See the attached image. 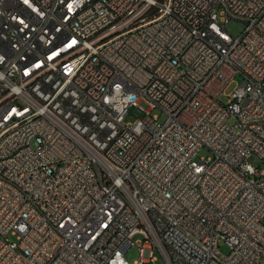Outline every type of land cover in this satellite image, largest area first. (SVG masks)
<instances>
[{
    "label": "built area",
    "instance_id": "2783aa9c",
    "mask_svg": "<svg viewBox=\"0 0 264 264\" xmlns=\"http://www.w3.org/2000/svg\"><path fill=\"white\" fill-rule=\"evenodd\" d=\"M252 154L264 0H0V264H261Z\"/></svg>",
    "mask_w": 264,
    "mask_h": 264
},
{
    "label": "rangeland",
    "instance_id": "374dc122",
    "mask_svg": "<svg viewBox=\"0 0 264 264\" xmlns=\"http://www.w3.org/2000/svg\"><path fill=\"white\" fill-rule=\"evenodd\" d=\"M224 29L233 37L237 38L239 37L244 30V23L240 22V21H235L232 20L229 23H227L224 26ZM242 83V78L240 75L235 76L233 82L226 88V90L220 94V96L218 97L219 101L223 104H226L227 100H228V95L233 91V89L237 86L240 85ZM153 114H156L159 116V120L161 122H163L165 120V115L162 114L158 109L154 110L152 112ZM134 120L133 116H128L126 118V122H132ZM234 118L230 117L228 119V123L229 124H233ZM198 158H206V157H210L211 156V152L206 148V147H202L201 149H199L198 153H197ZM247 162L253 167V168H258L260 170L264 169V161L262 159H260L257 155L252 154L247 158ZM139 236H136L134 240L138 239ZM219 249L222 253L226 254L228 253V247L226 246V244L221 241L219 243ZM154 255L157 258L156 264H165L163 257L160 255V253L155 250ZM126 257L129 261H134L138 258V250L136 249V247H131L127 253H126ZM261 264H264V257L261 260Z\"/></svg>",
    "mask_w": 264,
    "mask_h": 264
},
{
    "label": "bare ground",
    "instance_id": "6f19581e",
    "mask_svg": "<svg viewBox=\"0 0 264 264\" xmlns=\"http://www.w3.org/2000/svg\"><path fill=\"white\" fill-rule=\"evenodd\" d=\"M108 160L120 161V153H108Z\"/></svg>",
    "mask_w": 264,
    "mask_h": 264
}]
</instances>
